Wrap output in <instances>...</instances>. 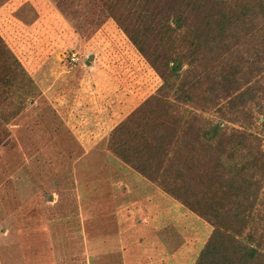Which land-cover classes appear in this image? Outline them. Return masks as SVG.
<instances>
[{
	"label": "rangeland",
	"instance_id": "374dc122",
	"mask_svg": "<svg viewBox=\"0 0 264 264\" xmlns=\"http://www.w3.org/2000/svg\"><path fill=\"white\" fill-rule=\"evenodd\" d=\"M123 2L116 8L130 24ZM121 25L105 0H0L1 39L31 79L27 92L4 85L14 63L0 56V264H194L205 244L208 221L110 144L161 83ZM259 100L260 109L248 103L247 128L264 151ZM201 104L177 113L213 118ZM257 204L264 220V189Z\"/></svg>",
	"mask_w": 264,
	"mask_h": 264
},
{
	"label": "trees",
	"instance_id": "16d2710c",
	"mask_svg": "<svg viewBox=\"0 0 264 264\" xmlns=\"http://www.w3.org/2000/svg\"><path fill=\"white\" fill-rule=\"evenodd\" d=\"M105 1L161 80L112 129V149L212 226L194 264H264L257 207L264 151L247 128L255 114L248 103L264 96V0H142L135 10L136 0H122L134 11L130 24L120 19L116 0ZM5 47L0 36L1 58L14 63L4 85L27 92L31 79ZM198 101L214 109L213 118L191 108L177 113ZM252 227L255 234L245 232Z\"/></svg>",
	"mask_w": 264,
	"mask_h": 264
}]
</instances>
